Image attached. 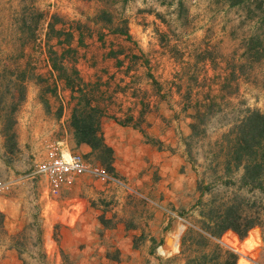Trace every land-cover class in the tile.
I'll return each instance as SVG.
<instances>
[{
	"label": "rangeland",
	"instance_id": "374dc122",
	"mask_svg": "<svg viewBox=\"0 0 264 264\" xmlns=\"http://www.w3.org/2000/svg\"><path fill=\"white\" fill-rule=\"evenodd\" d=\"M75 62L81 76L95 63L108 74L82 83ZM58 76L70 89L65 99L61 86L51 94ZM263 78L262 1L0 0V180L10 181L0 191V264H71L60 237L85 206L104 228L113 225L103 218L109 210L127 227L161 226L157 237L132 239L148 255L144 264H220L224 250L236 253L234 264H264V176L261 186L242 183L229 153L241 118L263 110ZM82 92L96 93L90 105L146 117L147 137L182 158L170 200L140 197L96 152L76 150L121 183L81 174L46 194L45 178L31 172L63 138L56 120L68 112L59 108L82 107ZM225 206L240 228L252 222L244 236L209 235ZM102 248L117 255L111 241Z\"/></svg>",
	"mask_w": 264,
	"mask_h": 264
},
{
	"label": "crops",
	"instance_id": "0c3cea01",
	"mask_svg": "<svg viewBox=\"0 0 264 264\" xmlns=\"http://www.w3.org/2000/svg\"><path fill=\"white\" fill-rule=\"evenodd\" d=\"M85 45L82 44L83 48H88ZM95 47L92 46V49ZM76 53L77 50L74 49V55ZM103 63L108 62L104 61ZM76 64L77 62L74 63V67L82 83L99 82L105 79L103 78L104 75L108 74V66L97 67L95 63L92 64L93 67L90 65L92 68L87 69L81 76ZM53 69L51 68V73H53L52 76H55V69L54 71ZM55 83L56 89L51 92L52 96L55 97L57 87L61 86L65 99L67 97L66 92L69 94L70 89L65 87L64 77H59ZM85 93L91 95L93 101L95 100L96 93ZM108 106L96 104L101 112L99 126L103 141L111 148V171L120 177L132 191L137 192L140 197L148 199L150 202H156L151 201V198H162L161 200L158 199L159 204L170 200L167 192L172 189H179L176 178L182 175V173H178L182 158L176 152H168L166 149L158 147L147 137L149 125L145 116V120L138 121L135 112L133 113L131 110L115 112ZM72 108H67L66 103L59 108L60 111L62 110V115L65 114H63L64 111L67 110L68 112L66 119L61 116L56 120L57 126L62 130V135L59 137L63 138L60 139V142H64L63 148L66 147L69 152L76 150L82 154H87L92 150L85 143L76 142L70 125ZM147 114L148 116L151 115L149 111ZM134 123L137 125H133ZM166 143L169 142L163 140L162 144ZM169 181L170 184H168ZM113 212V210L104 212L103 218L109 219V222L113 223L110 228H104L98 222V213L85 206V210L76 220L74 229L63 227L59 244L61 254L68 257L71 264H144L141 259H143L145 252L142 248L132 246V239L135 237L144 239L157 237L160 235L161 226L154 230L148 227L149 233L146 228L139 226L127 227L125 225L126 220L120 218V214H112ZM135 219L138 221V218ZM143 220L151 223L150 219L143 218ZM71 239L73 240L71 241ZM104 240L111 241L116 250V256L110 255L112 258L106 256L105 249L102 248ZM79 244L82 247H78ZM145 256L148 255L145 253Z\"/></svg>",
	"mask_w": 264,
	"mask_h": 264
},
{
	"label": "trees",
	"instance_id": "16d2710c",
	"mask_svg": "<svg viewBox=\"0 0 264 264\" xmlns=\"http://www.w3.org/2000/svg\"><path fill=\"white\" fill-rule=\"evenodd\" d=\"M228 1L230 4H237L247 0ZM257 1L264 2V0ZM67 52L74 53V50L68 47ZM51 66L55 67L54 64H51ZM80 100H82V107L76 104L72 108L70 116V125L75 140L88 145L92 151L98 154V159L111 171V148L103 141L99 126L101 112L96 106L89 104V101H93L91 95L82 92L77 102H80ZM230 147V155L243 168L242 183H256L257 186H261L260 181L264 176V101L262 111L251 109L241 118L236 126ZM236 219L237 216L232 212L231 206H225L215 219L214 228L208 232L209 235L217 238L224 230L231 229L239 237L244 236L247 229L252 226V222H245L240 228V224ZM236 258L235 252L224 250L220 264H234Z\"/></svg>",
	"mask_w": 264,
	"mask_h": 264
},
{
	"label": "built area",
	"instance_id": "2783aa9c",
	"mask_svg": "<svg viewBox=\"0 0 264 264\" xmlns=\"http://www.w3.org/2000/svg\"><path fill=\"white\" fill-rule=\"evenodd\" d=\"M31 174H41L45 178V192L50 196L57 195L62 185L70 183L73 177L81 174H88L102 181L121 183L106 169L90 165L79 154L64 149L60 141L47 147L43 159L35 165ZM9 186L10 181L0 180V191L7 190ZM162 254L168 255L169 251Z\"/></svg>",
	"mask_w": 264,
	"mask_h": 264
}]
</instances>
